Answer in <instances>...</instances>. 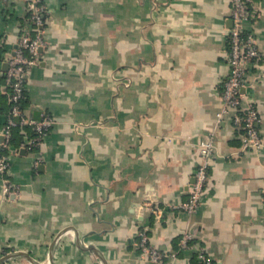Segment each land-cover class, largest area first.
Listing matches in <instances>:
<instances>
[{
  "label": "crops",
  "instance_id": "1",
  "mask_svg": "<svg viewBox=\"0 0 264 264\" xmlns=\"http://www.w3.org/2000/svg\"><path fill=\"white\" fill-rule=\"evenodd\" d=\"M47 2L48 44L29 68L23 107L55 120L39 149L11 154L5 176L17 193L3 194L0 174V264H156L141 256L145 227L166 252L193 235L174 264H201L200 249L216 264H264V144L245 146L235 109L217 124L231 0ZM30 9L0 0V142L9 60L23 34L37 33ZM254 33L261 54L244 90L264 139V14ZM213 130L209 179L190 215L178 205Z\"/></svg>",
  "mask_w": 264,
  "mask_h": 264
},
{
  "label": "built area",
  "instance_id": "2",
  "mask_svg": "<svg viewBox=\"0 0 264 264\" xmlns=\"http://www.w3.org/2000/svg\"><path fill=\"white\" fill-rule=\"evenodd\" d=\"M26 1H28L32 9L31 17L37 26V33L35 36L25 33L19 38L18 47L15 54L11 56L9 68L6 71V84L10 87L11 113L2 129L3 140L0 142V174L4 177L3 194L18 192L14 183L5 176L11 165V154L19 150L11 142L13 126L18 124L22 126L29 125L35 129L36 135L33 137L26 136L25 141L21 145L33 150L34 148L39 149L55 120L50 113H45L40 119L29 117L20 103L27 86L29 68L32 64L37 63L41 54L40 49H44L48 44V40L43 35L44 17L49 12L47 0ZM231 2L230 17L233 24L229 34L230 69L223 78L222 101L218 112L217 124L219 125L226 112L230 109H235V122L245 130V146L261 147L264 144V139L260 135L258 128L259 112L255 99L250 98L244 89L249 85V68L261 54L254 33V26L259 16L264 14V0H231ZM16 117H19V120ZM215 135V130H213L208 136L199 141V164L190 188V196L189 199L178 205L190 215L196 213L202 204L203 193L209 179L211 159L216 149ZM150 209L158 217L164 211L159 205L150 206ZM138 236L141 256L156 264H174L178 252L192 246L190 241L193 238L191 233H183L179 249L166 252L150 242L146 227L138 231ZM199 256L205 264H216L204 249H200Z\"/></svg>",
  "mask_w": 264,
  "mask_h": 264
},
{
  "label": "trees",
  "instance_id": "3",
  "mask_svg": "<svg viewBox=\"0 0 264 264\" xmlns=\"http://www.w3.org/2000/svg\"><path fill=\"white\" fill-rule=\"evenodd\" d=\"M31 16H32V9H30V13H29V17H31ZM47 16H48V13L45 15L44 21H45V18ZM31 22L34 23V20L32 19V17H31ZM5 79H6V76H5ZM9 90H10V87H9ZM5 97L8 98V95L5 94ZM25 98H26V88L24 90V97L20 101L22 108H24L23 107V103H24ZM9 107H10V112H9V115H10V113H11V103H9ZM16 119L19 120V117H16ZM26 126L25 125L22 126L20 124H18L16 126H13V134H12L11 142H12V144L15 147H20L22 145V143L25 141V137L26 136L33 137V136L36 135L35 129L32 126H29V125H28V131L26 133H21L22 128L26 127ZM34 149H36V148H34ZM201 264H205V263L201 261Z\"/></svg>",
  "mask_w": 264,
  "mask_h": 264
},
{
  "label": "water",
  "instance_id": "4",
  "mask_svg": "<svg viewBox=\"0 0 264 264\" xmlns=\"http://www.w3.org/2000/svg\"><path fill=\"white\" fill-rule=\"evenodd\" d=\"M42 50H43V48L40 49V51H42Z\"/></svg>",
  "mask_w": 264,
  "mask_h": 264
}]
</instances>
